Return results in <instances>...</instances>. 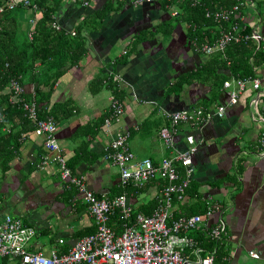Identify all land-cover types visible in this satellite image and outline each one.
Segmentation results:
<instances>
[{
    "label": "crops",
    "instance_id": "1",
    "mask_svg": "<svg viewBox=\"0 0 264 264\" xmlns=\"http://www.w3.org/2000/svg\"><path fill=\"white\" fill-rule=\"evenodd\" d=\"M19 1L4 0L6 4ZM104 1L88 0L82 6L65 0L56 16L58 24L66 33L76 32L79 21L88 14L87 9H96ZM148 4L107 12L98 29L84 32V56L52 86L49 103L69 101L73 107L68 117L55 120L54 136L60 154L73 164L72 174L82 176L96 195L109 198L121 192L116 167L103 158L104 145L111 135L100 126L107 114V104L115 96L104 85L92 90L97 77L111 76L123 91L124 107L110 130H128L132 161L149 158L157 163L162 157L185 149V135L192 134L195 150L191 156L190 183L196 187L200 204L217 202L222 208L225 234L221 243L227 254L226 264H255L256 260L248 256L249 250L264 260V159L257 155L256 144L261 125L249 119L253 112L248 105L251 90L246 88L234 105L226 106L220 118L213 116L197 127L179 123L173 149L164 147L158 131L170 125L168 113L200 107L209 97L210 85L180 78L199 67L205 57L192 49L191 42V46L186 45V26L183 30L176 24L165 36L160 27L169 15ZM260 13V17L254 14L252 18L256 23L253 28L264 32V0ZM38 16L37 10L23 8L18 19L26 22ZM136 35L141 37L136 49L130 54L127 50L121 57ZM114 45L119 48L113 54ZM177 82L182 83L180 88H175ZM35 87L34 80L23 81L27 95H32ZM218 101L226 102L223 91ZM216 105L212 103L210 109ZM32 126L13 157L0 163V217L8 214L34 227L29 250L64 252L81 235L94 231L93 220L75 190L67 188L59 178L56 163L41 169L37 166L44 148L42 137L33 133V123ZM159 187L156 182H149L135 192L126 189L127 201L134 210L150 212L152 207L148 205L153 203L151 198L157 195ZM196 194L174 204V213L185 214L196 206ZM213 221L210 218L207 222ZM201 232L195 230L190 235L195 238Z\"/></svg>",
    "mask_w": 264,
    "mask_h": 264
},
{
    "label": "built area",
    "instance_id": "2",
    "mask_svg": "<svg viewBox=\"0 0 264 264\" xmlns=\"http://www.w3.org/2000/svg\"><path fill=\"white\" fill-rule=\"evenodd\" d=\"M148 1L152 0H131V4L135 7ZM245 2L253 9L254 3L251 0ZM236 8L233 6L231 9L206 15L216 20H224ZM242 18L238 17L240 21ZM29 23L32 24L33 20L30 19ZM51 25L59 28L55 22ZM230 29L220 32L210 42L198 44L200 52L205 55L222 52L229 43H238L249 38L255 40L257 44L264 45V32L255 30L253 26L251 31L247 32L242 23L234 22ZM196 47L192 45L193 50H196ZM262 66V69L257 71L253 67L254 75L238 78L229 76L225 79L221 86L226 98L225 103L207 111L201 107L174 110L175 112L169 115L171 127L168 124L158 131L161 142L165 141L167 146L172 144L179 123L185 122L191 127H197L213 116L222 117L225 107L234 105L240 94L249 88L251 95L248 105L253 110L249 119L261 125L256 144L257 155L264 159V62ZM8 85L12 90L10 101L18 100L24 109L32 110L36 107L33 98H19L22 87L15 79H10ZM107 107L108 115L103 119V132L111 136L104 145L103 158L116 167L118 183L122 189L128 184L141 188L153 178L161 180L163 187L159 188L156 203L151 211L148 214L141 211L133 213L124 191L109 198L96 195L86 186L82 176L71 174L60 154L52 120L49 116L45 117L33 129L35 135L42 137L44 148L37 166L41 169L52 162L58 165L59 178L67 188L71 187L77 193L93 220L94 231L77 238L64 252L50 250L43 253L29 250L27 247L35 233L34 227L5 214L0 217V264H213L214 250L200 255L201 247L190 233L202 230L213 240H218L224 235L225 224L221 217V206L211 202L206 203L201 214H174V204L185 201L183 199L191 179L192 170L188 164L195 150L191 136L185 135L187 141L185 149L175 152L170 157H163L157 163H153L149 158L132 161L133 155L127 144L128 131L110 130L112 123L117 122L122 115L124 102L113 98L109 100ZM113 213L119 215L122 220L118 232L108 226L109 217ZM210 218L214 221L207 224ZM61 241L58 240L59 243ZM248 256L256 260L255 264H264V260L259 258L257 252L249 250Z\"/></svg>",
    "mask_w": 264,
    "mask_h": 264
},
{
    "label": "trees",
    "instance_id": "3",
    "mask_svg": "<svg viewBox=\"0 0 264 264\" xmlns=\"http://www.w3.org/2000/svg\"><path fill=\"white\" fill-rule=\"evenodd\" d=\"M65 0H21L14 4H6L4 0H0V163L5 164L6 160L13 157L14 153L19 147V143L23 140L28 132L33 128L32 121L27 118L21 107L20 102L10 101L12 90L9 88L10 79H15L22 87L19 98L29 99L33 98L36 108L37 116L48 117L52 116L56 121L61 118H66L71 114L73 107L69 101L63 103H49V96L52 86L57 81L59 76L63 74L66 69L77 65V63L84 56L87 46L84 32L88 30H95L103 21V17L107 12L120 11L123 7H134L131 0H105L100 7L88 10V14L82 17L79 25L76 26V34L74 36L68 35L65 28L58 24L56 16L60 6ZM88 0H72V3H80L85 6ZM242 0H198L195 4H190L186 0L179 3L177 0H152L148 6L159 8V13L165 11L168 15V9L174 7L177 9L175 16H168L167 20L162 21V33L168 35L176 24H184L186 45L189 47L190 42L194 40V45L197 46L198 54L204 55V59L199 67L190 73L188 76H181L185 82L190 79H196L200 82H208L210 85V95L206 104L200 107L207 111L210 105L220 104L218 97L222 91V82L232 77H243L247 75H254L256 71L262 69L264 62V45L257 44L255 40L249 38L238 43H229L222 52H214L205 55L200 52L198 48L199 41L210 42L219 33V29H227L230 22L236 21V14H247L253 18L254 14L260 17L261 0H251L254 5L250 9L251 13H247L242 7L228 18L229 21H215L210 15H206L210 10L219 8H230L231 5ZM245 1V0H243ZM145 4V3H143ZM139 6V5H138ZM136 7V6H135ZM23 8H30L37 10L39 16L33 17V23L29 20L26 22L20 21L18 16ZM87 7L83 8L85 11ZM155 8V9H156ZM32 18V17H31ZM23 22L20 30L17 28L18 23ZM58 24L59 28L52 27V23ZM244 30L251 31V24L243 22ZM29 33V36H28ZM140 36L142 34H139ZM139 35L134 36L128 43V49H123L120 54L123 57L127 50L132 52L136 49L141 40ZM117 59V58H116ZM116 61V60H115ZM116 63V62H114ZM255 67V69H253ZM178 78V79H180ZM36 82V87L32 95H27L23 88V81ZM183 82V80H181ZM105 82V84H103ZM182 83L177 82L175 88H180ZM110 89V92L116 99L122 101L123 91L118 88L116 81L111 76L97 77L93 81V92L100 89L102 86ZM205 102V101H204ZM108 115V107L107 114ZM101 119L100 126L103 128V119ZM99 126V127H100ZM4 128H6L4 130ZM128 131V130H127ZM68 161V160H67ZM65 165L72 174L73 164L65 161ZM149 182H156L157 186H162L160 179H150L143 186ZM186 189L187 196L196 194V187L190 183ZM128 186V187H127ZM124 189L133 190L137 188L128 184ZM142 186V187H143ZM141 187V188H142ZM159 187V188H160ZM140 189V188H139ZM120 193V192H118ZM197 198V194H196ZM153 203H149L148 208L153 207L156 203V196L153 198ZM196 206L190 208L185 214L202 213L205 204H200L198 198L194 200ZM132 208V207H131ZM186 209V207H184ZM152 209V208H151ZM188 209V208H187ZM148 210V209H147ZM145 210V214L149 212ZM133 213L138 210L132 209ZM151 211V210H150ZM176 215V212L174 213ZM121 217L115 213L110 215L108 226L115 232L121 229ZM202 231V230H200ZM88 234V233H86ZM194 238L201 247L200 255H204L206 251L214 250V261L218 264H226L227 254L222 246L221 239H210L202 231ZM85 235V234H84ZM83 236V235H81ZM202 236V237H201ZM5 261V260H3ZM214 264V262H213Z\"/></svg>",
    "mask_w": 264,
    "mask_h": 264
},
{
    "label": "bare ground",
    "instance_id": "4",
    "mask_svg": "<svg viewBox=\"0 0 264 264\" xmlns=\"http://www.w3.org/2000/svg\"><path fill=\"white\" fill-rule=\"evenodd\" d=\"M180 1H182V0H177V2L179 3ZM186 1H188V2H190V4H195V3H197L198 2V0H186ZM145 3H150L149 1L148 2H145ZM8 5H10V4H8ZM233 6H236L237 8H236V10L234 11L235 13L239 10V8L240 7H242L243 8V10L245 11V12H247V13H251V11H250V7L248 6V4L245 2V1H239V2H237V3H235V4H233V5H231L230 6V8H228V9H231ZM228 9H226V8H219V9H216V10H210L209 11V13H214V12H216V11H220V10H228ZM177 9L176 8H174V7H170L169 9H168V13H169V15L170 16H175L176 14H177ZM234 12H232L231 14H233ZM231 14H229L228 15V17L226 18V19H224V20H222V19H219V20H216L215 18V21H217L218 23L220 22V21H229V17H230V15ZM247 15V14H246ZM245 14H243V13H241V14H236V21L234 20V21H232V22H230V24H229V27L227 28V29H224V28H221L220 27V31L218 32V33H220V32H226V31H230L231 29V25L232 24H234V22H237V24H241V23H243V22H248V23H250L253 27H256V23H255V21H253L252 20V18L250 17V16H246ZM239 16H242L243 18L241 19V21L238 19V17ZM212 17V16H211ZM69 34H71V35H74L75 34V31H69L68 32ZM203 42H205V41H199V44L200 43H203ZM191 44L192 45H194V40L193 41H191ZM21 104V103H20ZM21 107H22V104H21ZM22 109H23V111H24V114L27 116V118H29L31 121H32V123L34 124V126L35 127H37L38 126V123L41 121V120H43L44 119V117H42V118H40V117H38L37 116V108L36 107H34L32 110H29V109H24L23 107H22ZM187 110H189V109H187ZM177 111V110H176ZM173 112H175V111H171V112H169L168 113V118H169V115L171 114V113H173ZM50 118H51V120H52V123H53V127H55L56 126V122H55V119L52 117V116H49ZM169 121H170V119H169ZM177 124V123H176ZM176 124H174L173 125V127H175V125ZM170 126V125H169ZM164 127H166V126H164ZM171 127V126H170ZM161 129V128H160ZM167 129V128H166ZM170 129V128H169ZM55 130V129H54ZM189 136H191V138H192V142H194V138H193V135L192 134H189ZM58 143V142H57ZM165 141H163L162 142V144H163V146L164 147H166L167 149H173V143H174V141L172 140V144L170 145V146H167V145H165ZM186 143H187V141H186ZM164 157H170V156H164ZM163 158V157H162ZM189 166H190V168H191V170L193 169V164H192V160H190V162H189V164H188ZM176 169H177V171L179 172V169L176 167ZM163 187V186H162ZM186 197H187V194H186V192H185V197H184V199L183 200H186ZM209 203V202H208ZM217 203V202H216ZM219 204V203H218ZM205 206H206V203H205ZM222 213V212H221ZM183 215H189V214H183ZM208 221V220H207ZM207 224H211V223H209V222H207ZM204 232V231H203ZM205 233V232H204Z\"/></svg>",
    "mask_w": 264,
    "mask_h": 264
},
{
    "label": "rangeland",
    "instance_id": "5",
    "mask_svg": "<svg viewBox=\"0 0 264 264\" xmlns=\"http://www.w3.org/2000/svg\"><path fill=\"white\" fill-rule=\"evenodd\" d=\"M20 25L23 26V22L18 23V27H17V28H18L19 30H20V28H21ZM184 27H185L184 24L181 23V24H180V28H182V29L184 30ZM20 31H21V30H20ZM118 48H119L118 45H114L113 48H112V50H111V52L114 54V53L116 52V50H118ZM130 53H131V52H130ZM130 53H129V54H130ZM207 95H210V93H208ZM213 103H215V102H213ZM204 104H206V101H205V102H202L200 105H204Z\"/></svg>",
    "mask_w": 264,
    "mask_h": 264
}]
</instances>
